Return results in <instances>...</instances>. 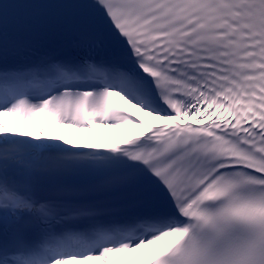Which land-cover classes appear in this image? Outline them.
Instances as JSON below:
<instances>
[{
    "label": "snow or ice",
    "instance_id": "1",
    "mask_svg": "<svg viewBox=\"0 0 264 264\" xmlns=\"http://www.w3.org/2000/svg\"><path fill=\"white\" fill-rule=\"evenodd\" d=\"M0 264H264V0H4Z\"/></svg>",
    "mask_w": 264,
    "mask_h": 264
},
{
    "label": "bare ground",
    "instance_id": "2",
    "mask_svg": "<svg viewBox=\"0 0 264 264\" xmlns=\"http://www.w3.org/2000/svg\"><path fill=\"white\" fill-rule=\"evenodd\" d=\"M133 114L139 117L145 125H151L153 123H162L164 121L154 119L152 116L147 115L146 113L138 111L136 108H132L128 106ZM6 120L8 118H5ZM16 129L17 131L27 130L35 132L36 129L31 128L28 125L22 124L20 121H16ZM54 129V134H63L65 138L73 140L76 143H84V142H100L106 144H120L127 138L135 136L141 132H144L146 129L137 128V127H125L121 129H100L94 128L90 133H80L71 129H59L56 126H50L48 131L52 132ZM148 256L141 253L130 254V259L134 261H139L143 259H147Z\"/></svg>",
    "mask_w": 264,
    "mask_h": 264
}]
</instances>
